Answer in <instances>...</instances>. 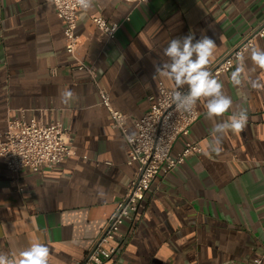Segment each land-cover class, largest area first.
Returning <instances> with one entry per match:
<instances>
[{"label":"crops","instance_id":"1","mask_svg":"<svg viewBox=\"0 0 264 264\" xmlns=\"http://www.w3.org/2000/svg\"><path fill=\"white\" fill-rule=\"evenodd\" d=\"M98 16L120 24L114 38L96 27ZM263 21L264 0H94L79 13L80 44L72 57L50 0H0V131L25 110L27 119L61 124L75 148L57 168L25 170L18 180L0 158V252L18 259L40 242L50 249L49 264L82 259L137 175L99 89L132 131L158 82L173 88L154 67L168 59L163 49L171 39L207 35L217 45L213 65ZM255 47L264 49V38ZM244 56L245 77L264 83V71H252L250 53ZM231 72L219 80L233 107L218 119L246 110L245 129L226 133L220 153L210 152L211 122L198 102L199 120L173 154L186 142L198 143L202 153L154 180L134 222L121 228L123 244L112 243L121 253L106 264H264V89L234 87ZM65 89L76 94L69 104L60 102Z\"/></svg>","mask_w":264,"mask_h":264},{"label":"built area","instance_id":"2","mask_svg":"<svg viewBox=\"0 0 264 264\" xmlns=\"http://www.w3.org/2000/svg\"><path fill=\"white\" fill-rule=\"evenodd\" d=\"M124 1L135 5L150 2V0ZM50 2L63 24L66 52L75 57L80 44L79 13L83 10L78 6L77 0ZM92 21L109 38H114L120 28V24L111 23L100 16L92 18ZM256 38H264V21L234 46L227 56L210 65L209 69L218 79L230 73L238 62L237 57L250 53V49L255 47ZM81 68L94 73L93 69H87L83 65ZM171 90L163 81H159L156 93L148 97L149 111L142 117L132 120L133 130L128 131L126 127L128 117L112 106L110 96L105 90L99 89L101 105L111 116L113 127L122 132L128 145L127 165H137V175L127 195L118 202L114 213L107 219L97 242L82 259L75 260L73 264H106L114 256L119 255L120 247L112 246V243L118 241L123 244L121 228L125 222H134L154 180L184 164L187 158L202 153L198 143L186 142L180 153L173 154L174 145L181 137L189 135L192 126L199 120V113L197 107L191 114L177 112L167 98ZM180 91L187 93L188 89L185 87ZM74 154L73 140L61 124L45 123L35 117L27 119L25 110H20V117L9 118L6 129L0 131V158L15 180H18L25 170L32 173L53 170ZM251 264L263 262L262 259H256Z\"/></svg>","mask_w":264,"mask_h":264},{"label":"clouds","instance_id":"3","mask_svg":"<svg viewBox=\"0 0 264 264\" xmlns=\"http://www.w3.org/2000/svg\"><path fill=\"white\" fill-rule=\"evenodd\" d=\"M94 0H77L78 6L86 13L93 7ZM216 43L207 35L196 39L194 33L182 38L171 39L163 49V56L168 59L155 63L156 74L170 80L173 88L168 94V101L175 106L177 112L191 114L198 102L204 101L206 118L211 122L210 133L212 141L209 142L210 152L219 154L223 137L226 133H241L247 124L246 110L233 112L223 120L233 107L232 98L225 94L224 84L209 69L211 58L216 49ZM245 56L237 57L235 70L231 72L230 82L234 87L241 88L245 84L252 89H264V83L258 79L245 77ZM250 60L256 69L264 71V49L252 47ZM187 86V93L180 89ZM71 89L60 93V102L69 104L75 97ZM222 121V122H218ZM131 140V137L129 138ZM50 249L43 243L33 242L26 249L19 252V258L8 253L0 252V264H49Z\"/></svg>","mask_w":264,"mask_h":264}]
</instances>
